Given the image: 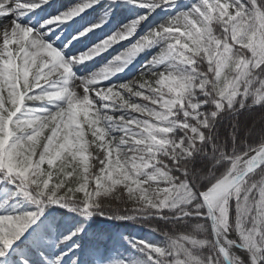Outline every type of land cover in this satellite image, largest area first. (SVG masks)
<instances>
[{
  "label": "snow or ice",
  "instance_id": "snow-or-ice-1",
  "mask_svg": "<svg viewBox=\"0 0 264 264\" xmlns=\"http://www.w3.org/2000/svg\"><path fill=\"white\" fill-rule=\"evenodd\" d=\"M46 6L0 0V264H264V0ZM94 216L159 240L113 251Z\"/></svg>",
  "mask_w": 264,
  "mask_h": 264
},
{
  "label": "rangeland",
  "instance_id": "rangeland-1",
  "mask_svg": "<svg viewBox=\"0 0 264 264\" xmlns=\"http://www.w3.org/2000/svg\"><path fill=\"white\" fill-rule=\"evenodd\" d=\"M61 1V0H59ZM72 2H74V0H72ZM57 0H53V6L52 7H45L42 11H39V16L41 19H46L49 18L51 16H54L57 11H60L64 5H59L57 6ZM58 7V8H57ZM135 13V10L132 9L131 7L127 6V5H123V6H119L118 9L115 11V15H111L109 14L108 18V23L105 24V26L102 29H98L95 33H90L92 35H95L96 37L101 36V40L110 36L113 32H115L117 30V28L122 24V23H126L128 20L132 19L133 15ZM96 17V13H88L86 20L84 21L86 22H90L91 20L95 19ZM59 29H57V32L59 33ZM65 34H68V32H66L64 30ZM69 38H71L69 36ZM127 41L124 42L125 46L127 45ZM121 45H116L113 49H109L108 51H106L105 53H103L101 56L96 57L93 61L88 62L87 64H89V68H87V70L89 72L95 71L100 69L101 67L105 66L107 64V62L109 60H111L118 51L121 50ZM86 47H83V49H85ZM83 49H81V51H83ZM91 63V64H90ZM132 66L129 65V68H131ZM133 75H135L134 72H129L128 69H125V71L123 73L118 74V76L113 77V80L119 79V80H124V79H130Z\"/></svg>",
  "mask_w": 264,
  "mask_h": 264
},
{
  "label": "trees",
  "instance_id": "trees-1",
  "mask_svg": "<svg viewBox=\"0 0 264 264\" xmlns=\"http://www.w3.org/2000/svg\"><path fill=\"white\" fill-rule=\"evenodd\" d=\"M57 218L63 217L64 223L68 224L72 222V215L65 214L63 210H51ZM78 219V218H77ZM86 227L89 230V234L92 232H103L110 234L113 238V242L110 245V249L113 251L126 252L127 246L120 240L121 234L124 236H135L139 239H146L151 242L159 240L155 234L150 233L146 228L130 223V222H116L111 220H105L102 217H92L88 220ZM87 239V237L85 238ZM85 258H88L86 253Z\"/></svg>",
  "mask_w": 264,
  "mask_h": 264
},
{
  "label": "bare ground",
  "instance_id": "bare-ground-1",
  "mask_svg": "<svg viewBox=\"0 0 264 264\" xmlns=\"http://www.w3.org/2000/svg\"><path fill=\"white\" fill-rule=\"evenodd\" d=\"M57 3H58L57 6L64 5L63 8L60 10V11H63L66 6L72 4L73 2H72V0H61V1L57 0ZM83 23H85V22L81 21L79 18H77V20L72 21L70 24H66L63 27H64V30L66 32L74 34V27H80ZM99 41H101V36L96 37L95 35L89 34V37H87L85 40L80 41L77 44V49L81 51V49H83V47H86V48L91 47L93 44H95ZM87 68H89V64L82 65L81 66V69H82L81 74L88 73L89 71L87 70Z\"/></svg>",
  "mask_w": 264,
  "mask_h": 264
}]
</instances>
